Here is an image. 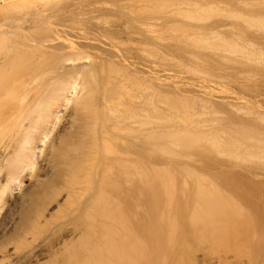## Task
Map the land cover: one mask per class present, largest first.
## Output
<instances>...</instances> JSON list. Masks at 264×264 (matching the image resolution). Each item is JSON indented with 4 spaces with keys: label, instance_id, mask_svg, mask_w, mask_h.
Wrapping results in <instances>:
<instances>
[{
    "label": "bare ground",
    "instance_id": "obj_1",
    "mask_svg": "<svg viewBox=\"0 0 264 264\" xmlns=\"http://www.w3.org/2000/svg\"><path fill=\"white\" fill-rule=\"evenodd\" d=\"M113 1L0 0V264H264L256 118L147 71V1Z\"/></svg>",
    "mask_w": 264,
    "mask_h": 264
},
{
    "label": "rangeland",
    "instance_id": "obj_2",
    "mask_svg": "<svg viewBox=\"0 0 264 264\" xmlns=\"http://www.w3.org/2000/svg\"><path fill=\"white\" fill-rule=\"evenodd\" d=\"M98 1L109 2L108 4L112 2V0ZM118 1L114 0L113 2L117 3ZM122 1L123 0H120V3ZM129 1L133 4L139 2V0ZM146 1L147 71L158 72L161 74L160 78L165 79L164 82L166 84V79H169V77L175 74L185 77L182 79L187 82L196 78L203 79L212 90L214 98L219 97L220 99L223 97V99H229L228 97H231L230 99L236 103V106H238L237 114L255 117L258 129L264 133V115H256V110L260 111V108L264 109V46H261L260 42L249 41L247 37L243 35V31L237 32L234 36H229L230 34H233L232 32L234 30L231 28L233 24H238L244 29L264 30V0ZM90 2H95V0H81V3L84 5L83 10L81 11L88 13L85 5ZM124 2L126 1H123V3ZM120 3L114 4L113 9L114 6L116 9L118 4L121 5ZM108 4L106 3V5L103 6V4L99 2V7L101 8L103 6L104 8H99L100 10L97 14L104 18L111 16L112 19H109L114 20L115 17H118L121 14V12L109 14L112 8H110L109 5L110 10H105L107 11L105 13L104 9L108 8L106 7ZM133 4L132 9L136 8L133 13H139L138 4ZM171 20H178L179 23H172ZM199 23H207V25L213 26L216 25L219 26V28L216 30L213 29V32H209L210 29L206 30V28H197L199 26L197 24ZM222 26L224 27L222 28ZM214 56H220L223 59H221V61L219 59L220 62H217L213 59L216 58ZM173 82L174 81L172 80L170 81L171 84ZM148 94L150 96L151 93L147 90V95ZM150 98H153V101L156 100L154 96H150ZM236 98L239 100H236ZM219 99L216 100L219 101ZM158 100L160 101L161 99ZM186 103L189 102H185L182 105ZM152 104H156V102H153ZM254 104H256L255 106H260L259 109H256ZM189 105L193 106L192 103ZM194 107L190 109V112H198V110H196L197 107L193 110ZM189 108L187 109L189 110ZM260 112H262V110ZM213 117L217 118L214 114ZM161 119L159 122H163ZM165 120H167L166 115L164 122ZM148 122L147 117V124ZM150 126H152V123L148 124L147 128ZM245 136H247V134L243 131L242 133L237 134V138ZM260 144L264 145V140L263 142H260ZM261 154H264V151ZM255 159L258 162H256ZM164 160L163 157L158 155V151H155V149L152 148H147V162L154 163L150 164L151 167H154L155 164L158 166V163L160 164ZM212 160L215 165L212 163ZM217 160L219 159L203 160L205 165L203 164V161L199 162L202 163L203 166L198 163L201 166H198V168H200L199 170L204 168L201 171H205L206 175L207 172H209L208 174L212 176V173L214 174L213 171L218 167H226L223 166L226 164V160ZM251 160L252 161L250 162H248V160H243L244 163L241 161L242 165L239 161V164L241 167L244 165L243 167L245 168L250 166V164L256 166L264 164V159L262 158H252ZM188 162L191 164L190 161ZM195 162L197 163V161ZM172 163L173 166L170 163V167H174V163H178V160L173 159ZM196 163H194L195 166ZM227 163V167L230 165L229 163H231V166L236 165L233 164L232 161H228ZM194 164L192 162L193 166ZM195 166L194 169L196 170L197 168H195ZM199 170L197 169L196 171ZM201 171L199 172L201 173ZM226 172L229 173L228 170ZM232 172L233 171H231V173ZM205 173L203 175L202 172L201 175L206 176ZM231 173L225 175L231 176ZM234 173L235 172H233V175ZM234 177L236 176L234 175ZM239 178L242 179V177ZM26 179L25 182H27ZM11 201L12 199L10 202Z\"/></svg>",
    "mask_w": 264,
    "mask_h": 264
}]
</instances>
